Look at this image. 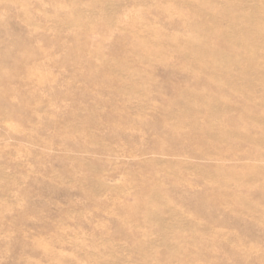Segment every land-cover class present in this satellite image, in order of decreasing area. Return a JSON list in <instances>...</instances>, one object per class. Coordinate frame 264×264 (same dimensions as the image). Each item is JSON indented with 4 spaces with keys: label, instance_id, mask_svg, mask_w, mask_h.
I'll list each match as a JSON object with an SVG mask.
<instances>
[{
    "label": "rangeland",
    "instance_id": "1",
    "mask_svg": "<svg viewBox=\"0 0 264 264\" xmlns=\"http://www.w3.org/2000/svg\"><path fill=\"white\" fill-rule=\"evenodd\" d=\"M263 40L264 0H0V264H264Z\"/></svg>",
    "mask_w": 264,
    "mask_h": 264
},
{
    "label": "bare ground",
    "instance_id": "2",
    "mask_svg": "<svg viewBox=\"0 0 264 264\" xmlns=\"http://www.w3.org/2000/svg\"><path fill=\"white\" fill-rule=\"evenodd\" d=\"M230 3H231V2H230ZM230 3H229V4H230ZM196 4H197V3H196ZM200 4H201V3H200ZM233 4H234V3H233ZM233 4H232V5H233ZM232 5H231V6H232ZM199 6H202V4L199 5ZM227 6H228V5H227ZM192 7H193V5H192ZM195 7H196V6H195ZM202 7L205 9V6H202ZM235 7H237V6H235ZM199 8H200V10L202 9L201 7H199ZM237 8H238V7H237ZM191 9H192V8H190V10H191ZM228 9H229V8H228ZM256 9H258V8H256ZM198 10H199V9H198ZM198 10H197V11H198ZM209 10H211V9H209ZM223 10H224V9H221V11H223ZM203 11H204V10H203ZM207 11H208V10H207ZM217 11H219V10H217ZM226 11H228V10H226ZM257 11H258V10H257ZM257 11H256V12H257ZM191 12H192V11H191ZM198 12H199V11H198ZM205 12H206V11H205ZM212 12H213V9H212ZM215 12H216V11H215ZM229 12H230V10H229ZM229 12H226V14H229ZM236 12H237V11H236ZM253 12L255 13V11H253ZM253 12H252V13H253ZM193 13H194V12H193ZM217 13H218V14H223V13H220V11L217 12ZM230 13H231V12H230ZM252 13H251V14H252ZM190 14H191V13H190ZM200 14H201V13H200ZM200 14H198V15H200ZM212 14H213V13H212ZM192 15H193V14H192ZM195 15H196V14H195ZM201 15H202V14H201ZM230 15H231V14H230ZM230 15H228V16H230ZM236 15H237V13H236ZM253 15H254V14H253ZM212 16H213V15H212ZM218 16H219V15H218ZM220 16H224V15H220ZM228 16H227V17H228ZM250 16H251V15H250ZM257 16H258V15H257ZM225 17H226V15H225ZM252 17H255V18H256V14H255V16H252ZM258 17H260V16H258ZM258 17H257L256 20H261V18H258ZM190 18H191V17H190ZM255 18H254V19H255ZM217 19H218V18H217ZM217 19H216V20H217ZM70 20H72V19H70ZM212 20H213V19H212ZM256 20H255V21H256ZM213 21H214V20H213ZM237 21H238V20H237ZM237 21H235V22H237ZM261 21H262V20H261ZM73 22H74V21H73ZM193 22H194V21H193ZM209 22H210V21H209ZM211 22H212V21H211ZM231 22L234 23V20L231 21ZM256 22H257V21H256ZM191 23H192V22H191ZM214 23H215V22H214ZM238 23H239V22H238ZM240 23H241V22H240ZM243 23H245V22H243ZM246 23H247V22H246ZM246 23H245V24H246ZM197 24H198V23H197ZM245 24H244V25H245ZM247 24H248V23H247ZM249 24H250V23H249ZM251 24H252V23H251ZM188 25H190V23H188ZM191 25L194 26L193 23H192ZM191 25H190V26H191ZM202 25H203V24H202ZM207 25H208V24H207ZM216 25H217V24H216ZM233 25H234V24H233ZM236 25H237V24H236ZM240 25H241V24H240ZM244 25H243V26L241 25V26L244 27ZM261 25H263V23H262ZM190 26H189V28H192V26H191V27H190ZM204 26H205V25H204ZM237 26H238V25H237ZM237 26H236V27H237ZM246 26H247V25H246ZM246 26H245V27H246ZM254 26H255V25H254ZM205 27H206V26H205ZM245 27H244V28H245ZM249 27H250V26H249ZM252 27H253V26H252ZM252 27H251V28H252ZM257 28H258V27H257ZM260 28H261V27H260ZM192 29H193V28H192ZM217 29H218V28H217ZM237 29H238V28H237ZM248 29H249V28H248ZM248 29H247V30H248ZM254 29H255V27H254ZM203 30H204V29H203ZM207 30L209 31V29H207ZM218 30H219V29H218ZM218 30H216V31L218 32ZM238 30H239V29H238ZM247 30H246V31H247ZM204 31H206V30H204ZM255 31H256V30H255ZM221 32H222V30H221ZM233 32H234V30H233ZM256 32H257V31H256ZM195 33H196V31H195ZM200 33H201V32H200ZM219 33H220V32H219ZM246 33H249V31H247ZM252 33H253V32H252ZM254 33H255V32H254ZM158 34H159V33H158ZM205 34H207V32H205ZM210 34H211V33H210ZM217 34H218V33H217ZM217 34H216V35H217ZM222 34H223V33H222ZM233 34H234V33H233ZM255 34H257V33H255ZM259 34H260V33H258V35H259ZM200 35H201V34H200ZM235 35H236V33H235ZM261 35H262V34H261ZM252 36H253V35H252ZM198 37H199V36H198ZM198 37H197V38H198ZM200 37H201V36H200ZM222 37H223V36H222ZM229 37H230V36H229ZM229 37H228V38H229ZM231 37L233 38V36H231ZM236 37H237V36H236ZM238 37H239V36H238ZM240 37H241V36H240ZM245 37H246V36H245ZM256 37H257V36H256ZM204 38H205V37H204ZM215 38H217V37H215ZM234 38H235V36H234ZM243 38H244V36H243ZM210 39H211V38H210ZM239 39H240V38H239ZM255 39H256V38H255ZM118 40H119V39H118ZM160 40H161V39H160ZM208 40H209V39H208ZM208 40H206V41H208ZM233 40H234V39H233ZM233 40H232V41H233ZM259 40H260V37H259ZM259 40H258V41H259ZM170 41H171V40H170ZM220 41H221V40H220ZM232 41H231V42H232ZM253 41H255V40H253ZM263 41H264V40H263ZM171 42H172V41H171ZM208 42H209V41H208ZM228 42H229V40L226 42V44H228ZM231 42H229V43H231ZM238 42H240V41L238 40ZM247 42H248V41H247ZM247 42H245L244 45H246ZM250 42H251V41H250ZM255 42H256V41H255ZM255 42H253V43L256 44ZM205 43H207V42H205ZM210 43H211V42H210ZM240 43H241V42H240ZM262 43H263V42H262ZM173 44H174V43H173ZM207 44H208V43H207ZM224 44H225V43H224ZM224 44H223V45H224ZM235 44H237V42H236ZM241 44H242V43H241ZM249 44H251V43H249ZM190 45H191V44H190ZM201 45H203V44H201ZM210 45H211V44H210ZM230 45H232V44H230ZM239 45H240V44H239ZM239 45H237V48L239 47ZM247 45H248V43H247ZM262 45H263V44H262ZM194 46L197 47L196 45H194ZM194 46H193V47H194ZM198 46H199V45H198ZM205 46H206V45H205ZM221 46H222V45H221ZM248 46H249V45H248ZM260 46H261V45H260ZM184 47H185V46H184ZM188 47H189V45H188ZM195 47H194V48H195ZM201 47H202V46H201ZM208 47H209V46H208ZM214 47H215V46H214ZM227 47H228V46H227ZM235 47H236V46H235ZM240 47H241V46H240ZM249 47H250V46H249ZM261 47H262V46H261ZM191 48H192V47H191ZM209 48H212V47H209ZM209 48H208V49H209ZM218 48H219V47H218ZM222 48H223V46H222ZM228 48H229V47H228ZM232 48H234V47H232ZM237 48H236V49H237ZM246 48H247V47H246ZM255 48H256V47L254 46V49H255ZM148 49H149V48H148ZM156 49H157V48H156ZM158 49H159V48H158ZM188 49L190 50V48H188ZM204 49H205V47H204ZM239 49H240V48H239ZM151 50H152V49H151ZM191 50H192V49H191ZM198 50H199V49H197V51H198ZM206 50H207V48H206ZM206 50H205V51H206ZM241 50H243V49L241 48ZM246 50H247V49H246ZM246 50H245V52H246ZM255 50H256V49H255ZM3 51H4V50H3ZM77 51H78V50H77ZM125 51H126V50H125ZM138 51H139V50H138ZM143 51H144V50H143ZM149 51H150V50H149ZM194 51H195V50H194ZM200 51H201V50H200ZM212 51H213V50H212ZM217 51H218V50H217ZM230 51H231V50H230ZM237 51H238V50H237ZM243 51H244V50H243ZM248 51H249V50H248ZM155 52H156V51H155ZM188 52H190V51H188ZM192 52H193V51H192ZM198 52H199V51H198ZM210 52H211V51H210ZM126 53H128V50L126 51ZM126 53H125V55H126ZM152 53H153V52H152ZM213 53H214V52H213ZM233 53H234V52H233ZM251 53H252V52H251ZM129 54H130V53H129ZM145 54H146V52H145ZM192 54H193V53H191V54L188 53L187 55H188V56L190 55V57H191ZM194 54H195V53H194ZM194 54H193V55H194ZM210 54H212V52H211ZM253 54H254V53H253ZM5 55H6V54H5ZM75 55H76V54H75ZM218 55H219V54H218ZM240 55H241V54H240ZM242 55H243V54H242ZM147 56H148V55H147ZM199 56H200V55H199ZM204 56H205V55H204ZM227 56H228V58H232V57H229V55H227ZM249 56H250V55H249ZM2 57H3V56H2ZM186 57H187V56H186ZM190 57H189V58H190ZM208 57H209V56H208ZM211 57H212V56H211ZM225 57H226V54H225V56H224L223 58H225ZM235 57H236V56H235ZM238 57H239V55H238ZM238 57H237V59L240 58V57H239V58H238ZM241 57H242V56H241ZM245 57H246V56H245ZM245 57H244V58H245ZM252 57H253V56H252ZM80 58H81V57H80ZM191 58H193V57H191ZM197 58H198V57H197ZM206 58H207V56H206ZM198 59H199V58H198ZM201 59H202V57H200V61H201ZM217 59L219 60V58H217ZM120 60H121V59H120ZM203 60H204V59H203ZM223 60H224V59H223ZM225 60H226V59H225ZM232 60H233V59H232ZM242 60H243V59H242ZM244 60H245V59H244ZM78 61H79V60H78ZM188 61H189V60H188ZM200 61H199V62H200ZM226 61H227V60H226ZM229 61H230V60H229ZM21 62H22V61H21ZM107 62H108V61H107ZM111 62H114V61H111ZM115 62H116V61H115ZM122 62H123V61H122ZM202 62H203V61H202ZM209 62H210V61H209ZM221 62H222V61H221ZM236 62H237V64H238V61H236ZM255 62H256V61H255ZM90 63H91V62H90ZM103 63H104V61H103ZM222 63H223V62H222ZM239 63H240V62H239ZM252 63H253V64L250 65V66L257 65V64H254V61H253ZM2 64H3V63H2ZM25 64L27 65V63H25ZM88 64H89V63H88ZM108 64H109V63H108ZM112 64H113V63H112ZM112 64H111V66H112ZM115 64H116V63H115ZM216 64H217V63H216ZM228 64H230V63H228ZM234 64H235V63H234ZM23 65H24V64H23ZM106 65H107V64H106ZM202 65H203V64H202ZM217 65H218V64H217ZM231 65H232V62H231ZM27 66H28V65H27ZM89 66H90V65H89ZM111 66H110V68H111L110 70H112V67H111ZM199 66H200V65H199ZM204 66H205V63H204ZM204 66H202V67L204 68ZM206 66H207V65H206ZM228 66H229V65H228ZM232 66H233V65H232ZM20 67H21V66H20ZM121 67H122V66H121ZM124 67H125V66H124ZM202 67H201V69H203ZM217 67H219V66H217ZM217 67H216V68H217ZM226 67H227V66H226ZM226 67H225V68H226ZM206 68H207V67H206ZM208 68H209V67H208ZM230 68H231V66H230ZM100 69H101V68H100ZM122 69H123V68H122ZM122 69H121V70H122ZM209 69L212 70V67L209 68ZM209 69H208V70H209ZM221 69H222V68H221ZM228 69H229V68H228ZM250 69H253V67H251ZM90 70H91V68H90ZM92 70H94V68H93ZM96 70H97V69H96ZM98 70H99V69H98ZM98 70H97V71H98ZM103 70L105 71V69H103ZM110 70H109V71H110ZM203 70H204V69H203ZM208 70H207V71H208ZM217 70H218V69H217ZM229 70H230V69H229ZM243 70H244V69H243ZM246 70H247V69H246ZM260 70H262V69H260ZM104 71H103V72H104ZM114 71H115V70H114ZM133 71H134V70H133ZM226 71H227V70H226ZM95 72H96V71H95ZM98 72H99V71H98ZM105 72H106V71H105ZM118 72H119V71H118ZM203 72H204V71H203ZM221 72H222V71H221ZM239 72H240V71H239ZM241 72H242V71H241ZM243 72H244V71H243ZM262 72H263V71H262ZM0 73H2V72L0 71ZM121 73H122V72H121ZM196 73H197V72H196ZM97 74H98V73L96 72V75H97ZM113 74H114V73H113ZM139 74H140V73H139ZM214 74H215V73H214ZM217 74H218V73H217ZM219 74H220V72H219ZM242 74H243V73H242ZM245 74H247V72H246ZM100 75H102V77H104L102 73H101ZM121 75H122V74H121ZM134 75H135V74H134ZM136 75H137V74H136ZM190 75H191V74H190ZM235 75H236V74H235ZM240 75H241V74H240ZM256 75H257V74H256ZM260 75H262V74H260ZM91 76H92V75H91ZM106 76H107V75H106ZM106 76H105V77H106ZM109 76H110V75H109ZM112 76H113V75H112ZM114 76H116V75H114ZM137 76H138V75H137ZM191 76H192V75H191ZM216 76H217V75H216ZM216 76H213V77H216ZM222 76H223V75H222ZM230 76H231V75H230ZM262 76H263V75H262ZM2 77H3V76H1V78H2ZM97 77H98V76H97ZM97 77H96V78H97ZM132 77H133V76H132ZM140 77H141V76H140ZM187 77H188V76H187ZM198 77H199V75H198ZM210 77H212V76H210ZM220 77H221V76H220ZM232 77H233V75H232ZM235 77H236V76H235ZM243 77H245V76H243ZM254 77H256V76H254ZM1 78H0V79H1ZM112 78H113V77H112ZM119 78H121V77H119ZM135 78H136V77H135ZM192 78H194V77H192ZM216 78H217V77H216ZM233 78H234V77H233ZM233 78H232V79H233ZM249 78H250V77H249ZM3 79H4V77H3ZM102 79H103V78H102ZM114 79H115V78H114ZM136 79H137V78H136ZM148 79L150 80V78H148ZM151 79H152V78H151ZM204 79H205V78H204ZM217 79H218V78H217ZM247 79H248V78H247ZM252 79H253V78H252ZM254 79H255V78H254ZM90 80H91V79H90ZM97 80H98V79H97ZM100 80H101V79H100ZM119 80H120V79H119ZM130 80H131V79H130ZM187 80H188V79H187ZM199 80H200V79H199ZM219 80H220V79H219ZM236 80H237V79H236ZM236 80H235V81H236ZM242 80L244 81V79H241V82H242ZM105 81H106V80H105ZM105 81H104V82H105ZM132 81H133V79L131 80V82H132ZM137 81H138V80H137ZM197 81H198V80H197ZM202 81H203V80H202ZM205 81H206V80H205ZM205 81H203V82H205ZM208 81H209V80H208ZM214 81H217V82L219 83L218 80H214ZM263 81H264V80H263ZM0 82L2 83V80H0ZM96 82H97V81H96ZM135 82H136V81H135ZM148 82H149V81H148ZM191 82H192V81H191ZM224 82H227V81H224ZM228 82H229V81H228ZM228 82H227L226 84H228ZM237 82H238V81H237ZM241 82H240V84H241ZM249 82H250V81H249ZM252 82H253V81H252ZM101 83H102V82H101ZM101 83H100V84H101ZM109 83H110V82H109ZM197 83H199V81H198ZM207 83H208V82H207ZM105 84H106V83H105ZM112 84H113V83H112ZM112 84H111V85H112ZM122 84H123V83H122ZM142 84H143V83H142ZM142 84H141V85H142ZM150 84H151V83H150ZM152 84H153V83H152ZM191 84H192V83H191ZM240 84H239V85H240ZM243 84H246V83H243ZM252 84H253V83H252ZM262 84H263V83H262ZM117 85L119 86V83H118ZM133 85H134V84H133ZM135 85H136V84H135ZM146 85H147V84L145 83V86H144V87H146ZM192 85H193V84H192ZM192 85H190V87H193ZM194 85H195V84H194ZM209 85H210V84H209ZM248 85H249V84H248ZM250 85H251V84H250ZM121 86H122V85H121ZM168 86H169V85H168ZM171 86H172V85H171ZM195 86H196V85H195ZM203 86H204V85H203ZM216 86H217V85H216ZM219 86H220V85H219ZM228 86H230V85L228 84ZM253 86H254V85H253ZM258 86H259V85H258ZM102 87H103V86H102ZM107 87H108V86H107ZM122 87H123V86H122ZM138 87H139V86H138ZM148 87H149V86H148ZM148 87H146V88H148ZM152 87H153V86H152ZM169 87H170V86H169ZM185 87H186V86H185ZM190 87H188V88L190 89ZM208 87H209V86H208ZM212 87H213V86H212ZM212 87H211V88H212ZM250 87H251V86H250ZM250 87H249V88H250ZM256 87H257V86H256ZM99 88H100V87H99ZM108 88H109V87H108ZM108 88H107V89H108ZM149 88H150V87H149ZM180 88H183V87H180ZM215 88H218V87H215ZM241 88H242V87H241ZM241 88H239V86H238V89H241ZM254 88H255V87H254ZM257 88H258V90H260L259 87H257ZM100 89H102V88H100ZM133 89H134V88H133ZM141 89H142V88H141ZM157 89H158V88H157ZM212 89H213V88H212ZM245 89H246V88H245ZM108 90H109V89H108ZM130 90H131V89H130ZM138 90H139V88H138ZM147 90H148V89H147ZM172 90H173V89H172ZM184 90H185V89H184ZM207 90H208V89H207ZM261 90H262V89H261ZM3 91H4V90H3ZM3 91H2V92H3ZM112 91H113V90H112ZM120 91H122V90H120ZM123 91H124V90H123ZM134 91H135V90H134ZM220 91H221V90H220ZM239 91H240V90H239ZM243 91H244V89H243ZM245 91H246V90H245ZM4 92H5V91H4ZM4 92H3V93H4ZM113 92H114V91H113ZM116 92H117V91H116ZM118 92H119V91H118ZM206 92H207V91H206ZM226 92H227V91H226ZM114 93H115V92H114ZM128 93H129V91H128ZM130 93H131V92H130ZM130 93H129V94H130ZM142 93H143V91H142ZM173 93H174V92H173ZM177 93H179V92H177ZM177 93H176V94H177ZM180 93H181V92H180ZM215 93H216V92H215ZM228 93H229V92H228ZM117 94H118V93H117ZM122 94H123V93H122ZM126 94H127V93H126ZM133 94H134V93H133ZM174 94H175V93H174ZM191 94L193 95V93H191ZM195 94H196V93H195ZM195 94H194V95H195ZM209 94H210V93H209ZM209 94H207V95H209ZM211 94H212V93H211ZM211 94H210V95H211ZM262 94H263V93H262ZM5 95H6V93L3 94L2 96L4 97ZM182 95L185 96L186 94H185V95L182 94ZM192 95H190V96H192ZM212 95H213V94H212ZM241 95H242V94H241ZM246 95H247V94H246ZM200 96H203V95H200ZM213 96H215V95H213ZM187 97H188V96L186 95V98H187ZM194 97H195V96H194ZM204 97H205V96H204ZM206 97H207V96H206ZM247 97H248V96H247ZM249 97H250V96H249ZM202 98H203V97H202ZM207 98H208V97H207ZM215 98H216V97H215ZM173 99H174V98H173ZM184 99H185V97H184ZM217 99H219V98L217 97ZM249 99H250V98H249ZM167 100H168V99H167ZM175 100H176V99H175ZM175 100H174V103H175ZM186 100H187V99H186ZM204 100H205V99H204ZM257 100H258V99H257ZM102 101H103V100H102ZM191 101H192V100H191ZM191 101H190V102H191ZM258 101H259V100H258ZM176 102H179V101H176ZM194 102H195V99H194ZM212 102H213V101H212ZM218 102H219V101H218ZM165 103H166V105H167V102H166V101H165ZM169 103H171V102H169ZM180 103H181V102H180ZM215 103H216V100H215ZM171 104H173V103H171ZM171 104H170V105H171ZM186 104H187V103H186ZM212 104H214V103H212ZM115 105H116V104H115ZM174 105H175V104H174ZM179 105H180V104H178V108L180 107ZM205 105H206V104H205ZM205 105H204V106H205ZM209 105H211V104H209ZM209 105H208V106H209ZM258 105H259V104H258ZM167 106H168V105H167ZM175 106H176V105H175ZM187 106H188V105H187ZM211 106H212V105H211ZM158 107H159V106H158ZM164 107H165V106H164ZM118 108H119V107H118ZM172 108L175 109V107H171V109H172ZM178 108H177V106H176V109H178ZM188 108H189V107H188ZM203 108H204V107H203ZM162 109H163V108H162ZM180 109H181V108H180ZM198 109H199V108H198ZM200 109H201V108H200ZM200 109H199V111H200ZM242 109H243V108H242ZM94 110H95V107H94ZM166 110H167V109H166ZM178 110H179V109H178ZM189 110H190V109H189ZM196 110H197V109H196ZM205 110H206V109H205ZM121 111H122V110H121ZM164 111H165V110H164ZM164 111H162V112H164ZM167 111H169V110H167ZM167 111H166L165 113H167ZM170 111H171V110H170ZM201 111H203V110L201 109ZM172 112H173V114L175 113L174 111H172ZM189 112H190V111H189ZM197 112H198V111H197ZM208 112H209V111H208ZM123 113H124V112H123ZM217 113H218V112H217ZM111 114H113V113H111ZM162 114H163V113H162ZM204 114H205V113H204ZM211 114H212V113H211ZM245 114H246V113H245ZM245 114H244V115H245ZM166 115L168 116V114H166ZM157 116H158V115H157ZM163 116H164V115H163ZM197 116H198V115H197ZM209 116H210V115H209ZM215 116H216V115H215ZM240 116H241V115H240ZM260 116H261V115H260ZM262 116H263V115H262ZM110 117H111V116H110ZM207 117H208V116H207ZM213 117H214V116H213ZM250 117H251V116H250ZM250 117H249V118H250ZM252 117H253V116H252ZM157 118H158V117H157ZM171 118H172V117H171ZM174 118H175V116H174ZM176 118H177V117H176ZM178 118H179V117H178ZM195 118H196V117H195ZM195 118L193 117V120H194ZM214 118H215V117H214ZM218 118H219V117H218ZM239 118H240V117H239ZM255 118H256V117H255ZM263 118H264V117H263ZM139 119H141V118H139ZM172 119H173V118H172ZM250 119H251V118H250ZM252 119H253V118H252ZM86 120H87V119H86ZM155 120H156V119H155ZM173 120H174V119H173ZM175 120H176V119H175ZM178 120H179V119H178ZM208 120H209V119H208ZM211 120H213V119H211ZM211 120H210V121H206V122H211ZM261 120H262V119H261ZM95 121H96V120H95ZM95 121H94V122H95ZM118 121H119V120H118ZM142 121H143V120H142ZM262 121H264V120H262ZM89 122H90V121H89ZM121 122H122V121H121ZM121 122H118V123H121ZM123 122H124V121H123ZM153 122H154V121H153ZM166 122H167V121H166ZM176 122H177V120H176ZM180 122H181V121H180ZM180 122H178V123H180ZM188 122H190V121H188ZM215 122H216V121H215ZM254 122H255V121H254ZM85 123H86V122H85ZM92 123H93V122H92ZM194 123H195V121H194ZM196 123H197V122H196ZM259 123H260V122H259ZM261 123H262V122H261ZM182 124H183V123H182ZM255 124H258V123H255ZM262 124H263V123H262ZM114 125H115V124H114ZM153 125H155V124L153 123ZM157 125H158V124H157ZM173 125H174V124H173ZM180 125H181V124H180ZM205 125H206V124H205ZM217 125H218V124H217ZM241 125H242V124H241ZM155 126H156V125H155ZM165 126H166V125H165ZM231 126H232V125H231ZM151 127H152V124H151ZM170 127H171V126H170ZM179 127H180V126H179ZM204 127H205V126H204ZM223 127H224V126H223ZM223 127H222V128H223ZM235 127H236V126H235ZM259 127H260V126H259ZM153 128H154V127H153ZM156 128H158V127H156ZM232 128H234V126H232ZM242 128H243V127H242ZM261 128H263V127H261ZM161 129H162V128H161ZM170 129H171V128H170ZM170 129H169V130H170ZM175 129H176V128H175ZM220 129H221V127H220ZM220 129H218V130L220 131ZM227 129H228V128H227ZM156 130H157V129H156ZM165 130H166V129H165ZM172 130H173V129H172ZM181 130H182V129H181ZM203 130H204V129H203ZM209 130H211V129H209ZM221 130H223V129H221ZM228 130H230V129H228ZM261 130H262V129H261ZM224 131H226V130H224ZM235 131H237V130H235ZM262 131H264V130H262ZM166 132H167V131H166ZM180 132H182V131H180ZM221 132H222V131H221ZM162 133H163V132H161V134H162ZM188 133H189V132H188ZM219 133H220V132H219ZM223 133H224V132H223ZM226 133L228 134V132H226ZM235 133L237 134V132H235ZM240 133H241V134H242V133H245V131H244V132L240 131ZM261 133H262V132H261ZM164 134H166V133H164ZM177 134H178V133H177ZM183 134H185V133H183ZM216 134H217V131H216ZM216 134H215V135H216ZM227 134H225L226 139H227V136L229 135V134H228V135H227ZM232 134H233V133H232ZM241 134L238 133V135H241ZM245 134H246V133H245ZM170 135H171V134H170ZM189 135H190V134H189ZM217 135H218V134H217ZM217 135H216V137H218V139H219V136H217ZM219 135H220V134H219ZM160 136H161V135H160ZM171 136H172V135H171ZM176 136H177V135H176ZM176 136H175V137H176ZM205 136H206V134H205ZM208 136H210V135H208ZM211 136H212V134H211ZM230 136H232V135L230 134ZM230 136H229V137H230ZM234 136H236V135L234 134ZM242 136H243V135H242ZM166 137H167V136H166ZM187 137H188V135H187ZM214 137H215V136H214ZM222 137H223V136H222ZM222 137H220L219 140L223 139ZM252 137H253V136H252ZM254 137H256V136H254ZM230 138H232V137H230ZM234 138L237 139L238 136H237V137H234ZM241 138H242V137H241ZM244 138H245V137H244ZM170 139H171V138H170ZM224 139H225V138H224ZM224 139H223V140H224ZM226 139H225V140H226ZM238 139H239V138H238ZM242 139H243V138H242ZM248 139H249V138H248ZM250 139H251V138H250ZM172 140H173V139H172ZM175 140H176V139H175ZM212 140H213V139H212ZM245 140H246V139H245ZM245 140H244V142H245ZM259 140H260V139H259ZM261 140H262V139H261ZM263 140H264V139H263ZM236 141H238V140H236ZM218 142H219V141H218ZM238 142H239V141H238ZM238 142H237V143H238ZM244 142H243V143H244ZM260 142H261V141H260ZM215 143H216V142H215ZM233 144H234V143H233ZM240 144H241V143H240ZM231 145H232V144H231ZM234 145H235V144H234ZM238 146H239V144H238ZM234 177H236V176H234ZM261 182H262V181H261ZM153 183H154V182H153ZM142 184H143V183H142ZM144 184H145V183H144ZM251 184H252V183H251ZM263 184H264V181H263ZM146 185H147V184H146ZM247 185H248V184H247ZM258 185H259V183H258ZM144 186H145V185H144ZM159 186H160V184H159ZM255 186H256V185H255ZM213 187H214V185H213ZM247 187H248V186H247ZM257 187H258V186H257ZM261 187H262V186H261ZM145 188H146V187H145ZM154 188H155V187H154ZM251 188H252V187H251ZM253 188H254V187H253ZM262 188H263V187H262ZM151 189H152V188H151ZM151 189L148 190V191H149V192L152 191ZM155 189H156V188H155ZM248 189H249V187H248ZM258 189H259V188H258ZM251 190H253V189H251ZM139 191H140V189H139ZM141 191H142V190H141ZM153 191H154V190H153ZM153 191H152V192H153ZM249 191H250V190H249ZM262 191H263V189H262ZM142 192H144V189H143ZM250 192H251V191H250ZM256 192H258V190H257ZM139 193H141V192H139ZM145 193H147V192H145ZM145 193H143V195H144ZM156 193H158V191H157ZM159 193L161 194V191H160ZM233 193H234V192H233ZM262 193H263V192H262ZM151 194H152V193H151ZM153 194H154V193H153ZM153 194H152V195H153ZM160 194H158V195H160ZM263 194H264V193H263ZM146 195H147V194H146ZM214 195H215V194H214ZM221 195H222V194H221ZM236 195H238V193H237ZM236 195H234V196H236ZM239 195H240V194H239ZM153 196H154V195H153ZM160 196H161V195H160ZM262 196H263V195H262ZM135 197H136V196H135ZM139 197H140V196H139ZM141 197H142V195H141ZM141 197H140V200L142 199ZM144 197H145V196H144ZM144 197H143V198H144ZM146 197H147V196H146ZM146 197H145V198H146ZM148 197L150 198L149 195H148ZM148 197H147V198H148ZM151 197H152V196H151ZM155 197H156V196H155ZM163 197H164V196H163ZM237 197H238V196H237ZM241 197H242V195H241ZM137 198H138V197H137ZM220 198H221V197H220ZM158 199H159V201H161L160 198H159V196H158ZM203 199H204V197H203ZM213 199H214V198H213ZM229 199H230V198H229ZM237 199H238V198H237ZM137 200H138V199H137ZM137 200H136V201H137ZM143 200H145V199H143ZM153 200H154V199H153ZM162 200H163V199H162ZM193 200H195V199H193ZM200 200H201V199H200ZM215 200H217V199H215ZM234 200H235V199H234ZM148 201H149V200H148ZM148 201H146L145 204H148ZM150 201H151V200H150ZM190 201H191V200H190ZM253 201H254V200H253ZM153 202H154V201H153ZM156 202H157V201H155V203H156ZM230 202H231V201H230ZM235 202H236V201H235ZM235 202H234V203H235ZM238 202H239V201H238ZM246 202H247V201H246ZM135 203H136V202H135ZM141 203H142V202H141ZM157 203H158V202H157ZM157 203H156V204H157ZM208 203H209V202H208ZM216 203H217V202H216ZM240 203H241V202H240ZM145 204H144V206H145ZM158 204L160 205V203H158ZM167 204H168V203H167ZM167 204H166V205H167ZM214 204H215V203H214ZM226 204H227V203H226ZM231 204H232V203H231ZM235 204L237 205V203H235ZM245 204H246V203H245ZM250 204H251V202L249 203V205H250ZM137 205H138V204H137ZM139 205H140V204H139ZM142 205H143V204H142ZM232 205H233V204H232ZM240 205H241V204H240ZM247 205H248V202H247ZM135 206H136V205L134 204V207H135ZM163 206H164V205H163ZM251 206H252V205H251ZM261 206H262V205H261ZM136 207H137V206H136ZM136 207H135V208H136ZM145 207H146V206H145ZM160 207H161V206H160ZM129 208L132 209L133 207L130 206ZM143 208H144V207H143ZM197 208H199V207L197 206ZM133 210H134V209H133ZM136 210H137V208H136ZM138 210H139V209H138ZM134 211H135V210H134ZM132 212H133V211H132ZM144 212H145V211H144ZM148 212H149V211H148ZM146 213H147V212H146ZM144 214H145V213H144ZM145 215H146V214H145ZM149 215H151V213H149L147 216H149ZM149 217H150V216H149ZM151 217H152V216H151ZM154 217H156V215H155ZM147 219H150V218H147ZM260 219H261V218H260ZM189 242H190V241H189ZM190 243H191V242H190ZM187 244H188V243H187ZM195 244H196V243H195ZM174 250H175V249H174ZM179 259H180V258H179ZM263 261H264V259H263Z\"/></svg>",
    "mask_w": 264,
    "mask_h": 264
}]
</instances>
